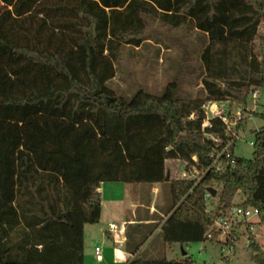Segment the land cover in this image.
Listing matches in <instances>:
<instances>
[{"label": "trees", "instance_id": "trees-1", "mask_svg": "<svg viewBox=\"0 0 264 264\" xmlns=\"http://www.w3.org/2000/svg\"><path fill=\"white\" fill-rule=\"evenodd\" d=\"M155 18L198 32L206 98L183 97L178 78L160 93L108 85L122 47L140 46ZM245 87L264 89V0H0V264H83V226L99 221L104 181L162 185L164 243L206 241L237 190L264 225V124L251 157L234 156L232 143L221 170L210 154L231 136L216 117L202 129L205 99L241 106ZM169 159L204 175L170 179ZM139 227L127 225L128 249L140 247ZM245 235L250 260L264 264V241L249 226ZM127 264L194 262L158 252Z\"/></svg>", "mask_w": 264, "mask_h": 264}, {"label": "rangeland", "instance_id": "rangeland-1", "mask_svg": "<svg viewBox=\"0 0 264 264\" xmlns=\"http://www.w3.org/2000/svg\"><path fill=\"white\" fill-rule=\"evenodd\" d=\"M200 51L198 32L195 29L190 27L171 28L162 24L158 18L152 19L146 26L145 40L140 46L124 45L122 47L119 59L115 62V75L108 85L117 94L130 96L139 87H144L152 93H160L169 80L178 78L181 79V95L183 97L206 98L207 93L201 84L203 67ZM252 88L249 87V89ZM244 89L248 90V87ZM256 90L258 96L255 99V111L264 113V89L256 88ZM245 94L250 100V95L247 92ZM219 101V107L229 109L230 117H233V112L237 110V107H240L232 100ZM242 116L243 119L239 124L232 127L233 133L238 134L233 151L239 157L250 158L253 151V147L250 145V141L253 140L252 131L261 127L264 121L255 115L250 117L248 111H244ZM177 165L178 163L167 160L166 177L178 178L175 175L176 169L178 170ZM212 187L217 192L220 189V185L216 182L212 183ZM134 189L138 191L136 187ZM216 202V196L210 197L209 209L213 208ZM256 228L257 226H255L254 232L258 235L259 230ZM247 244L245 227L242 226L235 232L234 255L228 253L225 246L224 249H221L223 245L216 242H189L184 246V249L191 256L194 264H253ZM177 253H181V250L179 249ZM226 254L231 256L229 262L224 257ZM89 263L96 264L94 255L89 257Z\"/></svg>", "mask_w": 264, "mask_h": 264}, {"label": "crops", "instance_id": "crops-1", "mask_svg": "<svg viewBox=\"0 0 264 264\" xmlns=\"http://www.w3.org/2000/svg\"><path fill=\"white\" fill-rule=\"evenodd\" d=\"M233 155L237 156L234 151ZM97 191L100 195V218L96 223H86L83 226V264H91L89 257L91 258L92 255L95 256L96 264H127L136 255L151 257L158 252L163 253L167 260L191 258L184 249L187 243L168 244L159 238L163 222L161 218H165L162 212L164 197H162L160 183L142 185L104 181L99 184ZM214 196L212 195V198ZM243 200L242 191L237 190L232 197V202L242 203ZM206 201L207 211L212 210L213 208L208 207L209 199ZM110 224H114L112 229ZM128 224L141 225L139 231L135 233V236L133 235L134 238L142 237L139 248L128 249L126 247ZM256 226L259 230L256 238L262 242L264 241V225L259 223ZM95 247H100L99 255L95 254ZM179 249L181 253H177ZM232 253L230 254L235 253V241ZM225 258L227 262L231 260L229 254Z\"/></svg>", "mask_w": 264, "mask_h": 264}, {"label": "built area", "instance_id": "built-area-1", "mask_svg": "<svg viewBox=\"0 0 264 264\" xmlns=\"http://www.w3.org/2000/svg\"><path fill=\"white\" fill-rule=\"evenodd\" d=\"M245 92L250 95V100L247 99L244 105L237 107V110L233 112V117L229 115V109H223L222 106L219 107V100H215L212 98H207L203 101L200 108L204 112V119L202 123V129L211 126L212 118H219L226 126V135L231 136V140L228 141L223 148L215 152L213 151L210 156L212 157V166H214L217 170L222 169V165L218 163L219 156L225 155L229 158L232 154L229 149L230 145L235 142L238 138L237 133H233L232 127L239 124V122L243 119L242 113L244 111H248L249 116L252 117L253 112L255 111V99L258 96V91L256 88H252L245 90ZM209 138H212L211 135L207 134ZM213 141L215 143H219L220 140L214 138ZM250 145H253V140L250 141ZM175 163H178V170L176 169V176L178 178L199 181L201 177L204 175V171H200L197 169L194 163L183 159H169ZM193 160L196 161V158L193 157ZM212 197L210 191H207L204 194L205 199H209ZM259 211L256 207L253 206H242L241 203H234L227 212H221L218 216L213 218L211 225L206 232L205 236L207 240L214 241L218 244L223 245L221 249L227 248L228 253H232L234 250V240H235V232L240 229V227L249 226V228L254 232L255 226L259 224ZM114 224H110V228L112 229ZM255 233V232H254ZM256 235V234H255ZM95 254H100V247H95ZM227 256L224 255V257Z\"/></svg>", "mask_w": 264, "mask_h": 264}, {"label": "water", "instance_id": "water-1", "mask_svg": "<svg viewBox=\"0 0 264 264\" xmlns=\"http://www.w3.org/2000/svg\"><path fill=\"white\" fill-rule=\"evenodd\" d=\"M209 191L212 193L213 196H214L215 193H216L215 189H213V188H209ZM183 253H184V252H183Z\"/></svg>", "mask_w": 264, "mask_h": 264}]
</instances>
